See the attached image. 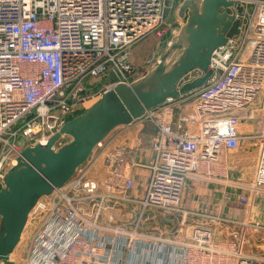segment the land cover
Segmentation results:
<instances>
[{"label":"built area","instance_id":"obj_1","mask_svg":"<svg viewBox=\"0 0 264 264\" xmlns=\"http://www.w3.org/2000/svg\"><path fill=\"white\" fill-rule=\"evenodd\" d=\"M181 2L0 0V191L26 161L23 149L46 145L69 114L159 59L160 45L182 25ZM235 4L240 30L214 51L206 84L121 124L147 126L134 145L98 141L64 184L32 206L15 264H264V252L252 249L264 242V223L250 216L264 196V0ZM149 36L157 45L136 64L134 48ZM201 74L194 69L181 83ZM242 142L256 148L248 181L230 177L238 165L229 159ZM191 179L237 190L245 213L186 205Z\"/></svg>","mask_w":264,"mask_h":264},{"label":"water","instance_id":"obj_2","mask_svg":"<svg viewBox=\"0 0 264 264\" xmlns=\"http://www.w3.org/2000/svg\"><path fill=\"white\" fill-rule=\"evenodd\" d=\"M240 10L235 0H182L178 33L142 76L131 83H117L92 107L69 120L46 145L23 149L26 161H19L8 172L7 188L0 191V264H15L12 253L32 206L53 187L64 184L98 141L169 98L206 84L213 74L214 51L240 30ZM194 69L202 74L181 83ZM63 135L72 138L54 151L53 144ZM255 247L264 251V243H255Z\"/></svg>","mask_w":264,"mask_h":264},{"label":"crops","instance_id":"obj_3","mask_svg":"<svg viewBox=\"0 0 264 264\" xmlns=\"http://www.w3.org/2000/svg\"><path fill=\"white\" fill-rule=\"evenodd\" d=\"M147 126L144 125H135L132 126L129 130H125V126H119L116 129H113L107 138H114L115 142H128L131 145L136 143V137L140 134V130H146ZM125 130V131H124ZM143 150H140L141 156H148L150 154L149 149L143 143L141 146ZM255 150L256 148L248 142H242L241 147H239L235 152L231 154L230 163H236L238 167L244 170L242 173L246 174V177L249 175L252 176L253 167H254V157H255ZM132 157H136V154L131 153ZM231 169V168H230ZM235 172H238V169L235 171L233 169L230 170V177L231 178H238V175L235 176ZM137 176L145 180L147 176V171L142 170L137 173ZM239 174V173H238ZM243 179L241 181H245ZM248 181V180H247ZM227 185L223 182H215V181H208V180H198V179H191L188 181L186 186L185 192V203L186 205L195 206L199 203H209L210 207L209 210L212 213H220L230 215L233 214L234 211L231 208L233 201L237 200L238 191L233 188H226ZM227 190V194L224 193V190ZM259 197L257 199H261ZM256 199V200H257ZM255 200V201H256Z\"/></svg>","mask_w":264,"mask_h":264},{"label":"rangeland","instance_id":"obj_4","mask_svg":"<svg viewBox=\"0 0 264 264\" xmlns=\"http://www.w3.org/2000/svg\"><path fill=\"white\" fill-rule=\"evenodd\" d=\"M157 41H158V38L155 37V36H149L147 37L146 39L142 40L141 42H139L137 44V48L134 49L133 51V57H134V60L136 61V58L137 59H141L143 60V58L149 53L151 52V50L156 47L157 45ZM166 46V43L163 42L161 45H160V49H164ZM137 62V61H136ZM142 63V61H141ZM101 99V97H95V98H92L90 101H88L86 104H85V111L87 109H89L90 107H92L95 103H97V101H99ZM120 125H118L117 127H119ZM117 127H115L114 129H116ZM108 136V135H107ZM71 136L70 135H66L65 136V140H67L68 142L71 140ZM235 164V163H234ZM238 169V172L236 173L235 172V176L238 175V178L240 180L243 179H246L245 181L247 180H250L251 178V175H249L248 177H246V174H243L242 172L244 170H242V168H240V166L237 168ZM236 171V170H235ZM239 173V174H238ZM239 180V181H240ZM234 211L233 214H236V215H241L243 213H245L244 209L245 207L244 206H241V205H238L237 204V200L233 201V204H232V207H231ZM254 220H257V221H260V222H263L264 223V196L259 200L257 199L255 201H253V204L251 206V215H250ZM0 227H1V221H0ZM26 237H27V233L24 232V237L22 239V241L18 242V244L16 245L13 253H12V257L14 260H18L21 256V254L23 253L24 249H25V240H26ZM217 240L221 239V235L219 234L216 238ZM256 243V242H255ZM264 242L262 243H257V244H263ZM253 250H258V251H261L260 249L256 248V247H253L252 248ZM261 252H264V251H261Z\"/></svg>","mask_w":264,"mask_h":264},{"label":"trees","instance_id":"obj_5","mask_svg":"<svg viewBox=\"0 0 264 264\" xmlns=\"http://www.w3.org/2000/svg\"><path fill=\"white\" fill-rule=\"evenodd\" d=\"M136 46H137V45H136ZM136 46H135V48H137ZM135 48H134V49H135ZM133 60H134V57H133ZM136 61H137V62H136ZM136 61L134 60V62H135L136 64H140L142 60H141V59L139 60V59L136 58ZM83 112H85V108L82 107V106H80V107L77 108L73 113L69 114V115L67 116V118H68V120H71V119L75 118L76 116L82 114Z\"/></svg>","mask_w":264,"mask_h":264}]
</instances>
